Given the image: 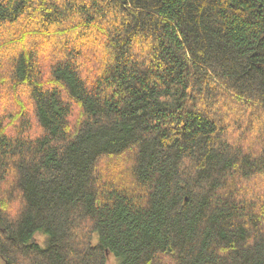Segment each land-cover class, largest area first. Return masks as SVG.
<instances>
[{"label": "trees", "instance_id": "obj_1", "mask_svg": "<svg viewBox=\"0 0 264 264\" xmlns=\"http://www.w3.org/2000/svg\"><path fill=\"white\" fill-rule=\"evenodd\" d=\"M107 251L264 264V0H0V264Z\"/></svg>", "mask_w": 264, "mask_h": 264}, {"label": "rangeland", "instance_id": "obj_2", "mask_svg": "<svg viewBox=\"0 0 264 264\" xmlns=\"http://www.w3.org/2000/svg\"><path fill=\"white\" fill-rule=\"evenodd\" d=\"M43 238L44 237L41 234L36 235V240L39 243H42ZM106 258H107V264H117V262H118L117 259L109 251L106 252Z\"/></svg>", "mask_w": 264, "mask_h": 264}]
</instances>
